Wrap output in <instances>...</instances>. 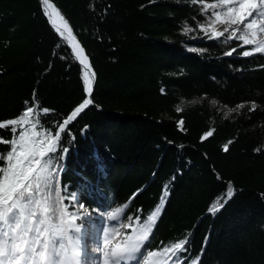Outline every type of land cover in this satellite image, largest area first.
I'll return each mask as SVG.
<instances>
[{
	"label": "trees",
	"instance_id": "1",
	"mask_svg": "<svg viewBox=\"0 0 264 264\" xmlns=\"http://www.w3.org/2000/svg\"><path fill=\"white\" fill-rule=\"evenodd\" d=\"M49 1L95 75L92 103L61 133L58 147L68 151L50 166L64 224L75 226L62 242L56 238V251L73 247L82 256L76 229L88 211L95 248L103 226L112 242L151 223L142 252L152 251L158 264H264V52L243 56L253 46L225 43L229 33L205 35L199 25L209 27L212 13L226 10L219 0ZM86 96L83 67L41 0H0V122L19 118L27 102L34 111L25 127L37 124L47 140ZM0 137L11 140L10 129ZM10 147L0 144V154ZM165 191L159 216L148 222ZM50 196L45 215L59 224L55 191ZM40 228L49 249L53 234ZM181 239L187 251L178 258L163 251Z\"/></svg>",
	"mask_w": 264,
	"mask_h": 264
},
{
	"label": "snow or ice",
	"instance_id": "2",
	"mask_svg": "<svg viewBox=\"0 0 264 264\" xmlns=\"http://www.w3.org/2000/svg\"><path fill=\"white\" fill-rule=\"evenodd\" d=\"M220 4L226 6V11L222 16L220 11L212 13L215 20L209 24L212 27L216 22L227 25L223 31H216L214 28L211 31V35L208 34V30L204 24H200L199 28L205 32V35L209 39L223 37L225 33L229 32L230 35L224 41L235 38L241 40L243 45L256 44L255 36L257 31L264 33V0H219ZM43 4L49 8H53V5L49 3V0H43ZM206 7H216V5H209ZM47 14V13H46ZM53 16L57 17L63 22V29L69 34L72 40L75 37L72 36L71 28L68 26L63 16L59 15L58 11L53 8ZM235 27H232V26ZM249 30H251L252 39H249ZM56 31L61 36L64 35V31L61 27H57ZM183 31L188 33L192 31L187 25ZM240 35H237V33ZM259 46L251 51H243V56H249L253 52H264V40L258 42ZM242 45V46H243ZM73 50L76 51L77 58L80 63L84 65L85 69L90 68L89 64H85L87 56L83 55V48L76 41L72 44ZM236 49H232L228 54L230 55ZM94 75V73H93ZM85 85H89L87 72L84 77ZM90 93L91 88H88ZM161 94H165V89L161 88ZM23 114L19 118L7 119L0 122V129H10L12 133V139L6 140L0 137V144L10 145V150L6 154H0V159L6 162V166L0 168V264H29L35 257L42 255V252L37 251V245L40 249L49 245L48 239L41 241L40 237L44 234L41 232V225H45L44 232H52V247L49 248V258L47 264H55L59 253L56 251L55 244L57 243V237L62 242L66 235L65 228L75 227L72 223H68L66 226L63 221L64 209L60 207V189L56 186L58 183V174L55 169H51L53 161L60 162L62 157L57 153H66L68 149L66 147H58V143L61 140V133L66 130V125L72 121L82 110L92 103V100L86 98L82 103L76 107L71 114L64 120L63 123L57 126L55 136L50 139L43 140L40 137V133L35 131L38 127L37 124H31L30 128L25 127L29 125L30 121L26 119L33 113L32 106H28ZM215 103V102H213ZM238 108H243L244 105H237ZM256 105L253 102L250 111L255 110ZM177 112L182 111V108L177 106ZM233 111V110H229ZM44 113H48L49 109H43ZM178 124L183 125L181 119ZM51 131V130H49ZM212 135L209 131L205 133L202 139ZM231 143V141H229ZM228 145H224V150L227 151ZM260 149H257L259 151ZM55 181V182H54ZM167 189V185H165ZM47 190V192H45ZM55 191L57 199L55 200L56 207L53 214L59 213L61 222L59 224H52L50 218L45 215L49 211L50 205L46 202L51 200L50 193ZM44 193L43 200L40 198ZM75 198V194H69ZM168 195L167 191L163 193L160 206L147 217L148 222H154V218L159 216L161 208L164 204V198ZM227 197L230 199L234 195V189L229 183ZM83 207V205H81ZM223 207V205H219ZM218 211V207H213L210 211ZM119 211V210H117ZM40 213L37 216V213ZM112 216V213H109ZM35 219V223L33 222ZM76 231H79L77 228ZM152 231L151 223H145L141 226L139 232L134 237H128L125 241V245L119 250H114L111 253L105 252L104 264H121V261H137L138 257H143L142 246L149 240V233ZM31 233V236L29 234ZM105 244L108 240L105 239ZM187 241L181 239L178 243L172 245L171 248L165 247L163 251L165 253L172 252V256L178 258V253L186 252L184 247ZM79 256L80 253H74ZM152 251H148L147 257L153 256ZM144 257V259H147ZM198 259V258H197ZM192 264H197L196 260L192 261Z\"/></svg>",
	"mask_w": 264,
	"mask_h": 264
},
{
	"label": "rangeland",
	"instance_id": "3",
	"mask_svg": "<svg viewBox=\"0 0 264 264\" xmlns=\"http://www.w3.org/2000/svg\"><path fill=\"white\" fill-rule=\"evenodd\" d=\"M226 11V10H225ZM225 11H222V16L224 15ZM227 25L222 24V23H215L212 27H205L208 31H212V29L214 28L216 31H223V29L226 27ZM232 27H235L234 25ZM229 34L231 33V29H229ZM251 30H249V39H252L253 37L251 36ZM237 35H240V33L238 32ZM235 39V38H234ZM236 40V39H235ZM255 40L257 41L256 44H249L250 46H253V48H256L259 46L258 42L260 40H264V33H261L259 31H257V34L255 36ZM241 41V40H239ZM248 45V46H249ZM41 139L45 140V136L44 135H40ZM79 209V207H78ZM80 216L83 218V221H85V224H83V226L79 227V230L81 231V233L84 235L83 237V248H82V258H81V262L79 264H104L105 261V255L104 253L106 252L108 246L112 245V251L114 250H119V248L123 247L125 245V241L128 237H134L137 235V233L139 232L135 227H129V229H127V234L124 237H121V235L117 236L114 241H110L109 239H107L106 237H104V231L105 226L101 227V229L99 230V235H98V239H97V248L94 247V245L91 243V241H93L94 237H95V230L92 228L91 225H88L87 222L89 221V212L88 211H84L83 214ZM106 218V216L104 217ZM105 239L108 240V243L105 244L104 241ZM37 247V251L38 252H42V255H39L36 257V259L38 261H41L42 259H47L49 258V249H47L46 247H44L43 249H40L38 246ZM61 255H65L69 253V247H64L63 250L61 252ZM94 254L99 255V258H95L94 256H92ZM144 257H147V253L146 251L143 252V257H138V261L139 264H158V256L156 254H154L151 257H147V259H144ZM79 259L78 256H75V260L72 257V254L70 256H66L63 259H61L59 256L56 259L55 264H75V262L78 263ZM109 264H111V260H109ZM121 264H137V261H129V260H125V261H121Z\"/></svg>",
	"mask_w": 264,
	"mask_h": 264
},
{
	"label": "bare ground",
	"instance_id": "4",
	"mask_svg": "<svg viewBox=\"0 0 264 264\" xmlns=\"http://www.w3.org/2000/svg\"><path fill=\"white\" fill-rule=\"evenodd\" d=\"M54 8V7H53ZM53 8H49L47 5H44V11H45V14L46 16L48 17L49 21L51 22V24L53 25V27L56 29L57 27H61L62 30L64 31V35L63 37L66 39V41L68 42V44L72 47V44L75 43L74 40H72L71 37H69V34L66 30L63 29V22L60 21L57 17H54L53 16ZM55 9V8H54ZM56 10V9H55ZM60 34V33H59ZM73 49V47H72ZM74 54L77 58V55H76V51H74ZM78 59V58H77ZM79 60V59H78ZM80 61V60H79ZM85 64H88L87 61H85ZM87 76H88V81H89V85H85V89L88 91V88L90 87V81H91V76L89 75L88 71H87ZM85 77V76H84ZM21 264H23V262H21ZM29 264H47V259H42L41 261H38L36 259V257L29 262Z\"/></svg>",
	"mask_w": 264,
	"mask_h": 264
},
{
	"label": "water",
	"instance_id": "5",
	"mask_svg": "<svg viewBox=\"0 0 264 264\" xmlns=\"http://www.w3.org/2000/svg\"><path fill=\"white\" fill-rule=\"evenodd\" d=\"M41 2H42V6H43V8H44L43 0H41ZM49 3H50L51 5H53V3H52L51 1H49ZM53 7H54V5H53ZM54 8H55V7H54ZM59 15H60V14H59ZM47 19H48V17H47ZM48 21H49V19H48ZM49 23L51 24L50 21H49ZM51 26L53 27L52 24H51ZM53 28H54V27H53ZM54 29H55V28H54ZM55 31H56V29H55ZM56 32H57V31H56ZM57 33H58V32H57ZM58 34H59V33H58ZM59 36H60L61 38H63V39L66 41V39H65L63 36H61L60 34H59ZM72 36H73V35H72ZM73 37H74V36H73ZM74 41L76 42V41H78V40L75 38ZM66 44L70 47V49H71V51H72V53H73V55H74L76 61H77L82 67H83L84 76H85V73H86L87 71H88L89 75L91 76V81H90V88H91V91H90V93H89V91H87V90L85 89V93H86V95H87L86 98L91 99V94H92L93 87H94V84H95V75H93L94 71H93V68L91 67V65H90V63H89V59H88V57H87V60H86V61H87V63L90 65V68L85 69L84 65L81 64L80 61L76 58V56H75V54H74V52H73L72 47L68 44L67 41H66ZM79 45H80V43H79ZM80 46H81V45H80ZM81 47H82V46H81ZM83 55L87 56V55L85 54L84 50H83ZM86 98H85V99H86ZM88 106H89V105H88ZM88 106H87V107H88ZM77 107H78V106H77ZM87 107H86V108H87ZM75 108H76V107H75ZM75 108H74V109H75ZM86 108H85V109H86ZM74 109H73V110H74ZM85 109H84V110H85ZM73 110H72V111H73ZM84 110H82V111H81L76 117H78V116H79ZM72 111H71V112H72ZM71 112L69 113V115L71 114ZM69 115H68V116H69ZM68 116H67V117H68ZM67 117H66L65 119H67ZM76 117H75V118H76ZM75 118H74V119H75ZM65 119H64V120H65ZM74 119H73V120H74ZM64 120H63V122H64ZM73 120H72V121H73ZM72 121H70V122L66 125V128H67V126H68ZM63 122H62V123H63ZM54 136H55V135H54Z\"/></svg>",
	"mask_w": 264,
	"mask_h": 264
}]
</instances>
